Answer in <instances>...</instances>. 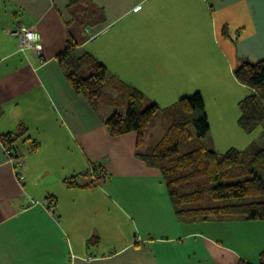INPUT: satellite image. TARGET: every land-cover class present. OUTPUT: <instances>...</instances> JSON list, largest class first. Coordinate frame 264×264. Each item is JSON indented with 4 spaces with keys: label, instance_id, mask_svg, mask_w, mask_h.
Wrapping results in <instances>:
<instances>
[{
    "label": "crops",
    "instance_id": "0c3cea01",
    "mask_svg": "<svg viewBox=\"0 0 264 264\" xmlns=\"http://www.w3.org/2000/svg\"><path fill=\"white\" fill-rule=\"evenodd\" d=\"M236 22L238 38L223 33ZM21 26L38 33L41 56L19 50ZM68 34L78 54L158 105L193 92L208 71L219 81L220 61L245 98L234 69L264 60V0H0V264H260L263 219L179 214L162 172L137 156L136 132L110 136L111 112L77 94L58 61ZM254 134L264 142V126ZM5 144L25 160L22 179ZM95 165L105 177L83 187Z\"/></svg>",
    "mask_w": 264,
    "mask_h": 264
},
{
    "label": "trees",
    "instance_id": "16d2710c",
    "mask_svg": "<svg viewBox=\"0 0 264 264\" xmlns=\"http://www.w3.org/2000/svg\"><path fill=\"white\" fill-rule=\"evenodd\" d=\"M223 33L228 35L226 26ZM78 46L74 36L68 34L66 47L57 58L74 91L98 108L97 103L103 101L104 89L110 81L108 69L89 52L78 54ZM234 75L250 90L239 103V125L243 130L252 132L264 126V60L241 58ZM117 90L125 97V111H114L105 119L107 130L112 137L134 131L137 134L136 144L141 146L147 129L161 108L154 102L145 105V95L138 88L120 83ZM164 112L167 121L164 122L167 126L164 135L147 151L136 154L147 165L162 172L177 212L204 220H264V142H253L247 151L231 148L224 153L205 144L194 145L193 139L205 137L210 129L200 91L180 97L177 105ZM91 175L95 176L94 179L81 184L83 187L95 186L105 177L96 165ZM203 180L214 202L220 199L237 200L222 205L193 207V203H200L204 197L198 183ZM66 184L71 187L80 185L75 179L66 180ZM199 213H208V216H199ZM238 264L250 263L240 260ZM260 264H264V251L260 254Z\"/></svg>",
    "mask_w": 264,
    "mask_h": 264
},
{
    "label": "rangeland",
    "instance_id": "374dc122",
    "mask_svg": "<svg viewBox=\"0 0 264 264\" xmlns=\"http://www.w3.org/2000/svg\"><path fill=\"white\" fill-rule=\"evenodd\" d=\"M235 26L237 29H234ZM238 27H239L238 22H236L235 25L233 23L230 24V28L228 30L230 31L231 36L236 37V38L240 36L243 28H238ZM216 35L217 36H213L214 41L218 43V45L221 47V50L226 52V46H225L224 37H223L224 35H222V33H218ZM217 43L216 44L211 43V46L212 47L214 46L212 49L213 50L212 52H214L215 56L217 55V52H218L217 48L219 47ZM196 64L202 65L201 61H198V63ZM202 66H204V68L202 69L203 74H204L206 70H209V68L207 66V63H204ZM214 66L219 67L216 71V75L220 76L219 81H217V79L213 80L212 76H213V73L215 74V72H213L212 70V71L206 72L204 78L200 80L199 84L195 86H192V85L189 86V87H194L193 92L196 90H199L202 92L204 102H205L206 113L208 114L210 126H211V128L209 129L205 137L194 138L192 142L194 145H202V144L215 145L221 150L224 149L226 146L228 148L230 146L231 148H236L241 151H247V149L253 142L261 143V141H263L262 140L263 138H260L259 140L256 138V140L254 141L253 136H256V135L255 134L253 135V132L255 130L252 132H248V131L243 130L241 126L239 125V117H240L239 116V113H240L239 103L241 100L244 99L243 97L246 94H244V92L241 91L242 90L241 87H238L235 83L231 81L227 73L228 69L226 70L224 69V67H226V64H224L223 61H220V64H215ZM108 73H109L110 81L104 89L103 101L97 103L99 111L101 113H104L107 110L110 111L111 113L114 111L124 112L125 111V106H124L125 97H123L122 93L117 90L119 87V84L123 83L124 85L133 86L135 88H138V87L127 82L124 78H121L120 76L111 73L109 69H108ZM198 78H197V81L199 80ZM213 82H215V85H212ZM138 89L142 90L140 88ZM193 92L191 91V92H188L187 94H191ZM147 95L148 94L146 93L145 94V105H149L150 103L153 102V100L149 99ZM179 97L176 98L177 100L174 99L175 101L171 100L167 102H159V106L161 109L156 115L155 119L152 121L149 128L147 129L145 140H144L143 146L141 147L142 150L145 151L146 148L156 143L164 135L165 130L167 128V126L165 125L167 121H166L164 111L167 108L174 107L175 105H177ZM245 143H247L246 146H243L241 148L234 147V145H244ZM211 147L213 148V146ZM91 171L92 169L89 170V172ZM198 183L200 184L202 190L204 191V197L202 198L198 206H208V205L210 206L214 204L222 205V204L231 202L233 200H237V199H231V200L230 199H220V200H215L214 202L212 198L210 197L206 182L203 180V181H198ZM176 198L178 199L179 197L177 196ZM198 215L208 216V213H199Z\"/></svg>",
    "mask_w": 264,
    "mask_h": 264
},
{
    "label": "built area",
    "instance_id": "2783aa9c",
    "mask_svg": "<svg viewBox=\"0 0 264 264\" xmlns=\"http://www.w3.org/2000/svg\"><path fill=\"white\" fill-rule=\"evenodd\" d=\"M15 33L18 36L19 40V50L34 49L37 55H42L43 47L39 43V35L35 30L21 26L15 31ZM4 151L8 157V160L13 164V167L17 172V177L19 179H22V169L25 166L24 158L17 155L14 149L7 144H5L4 146Z\"/></svg>",
    "mask_w": 264,
    "mask_h": 264
}]
</instances>
